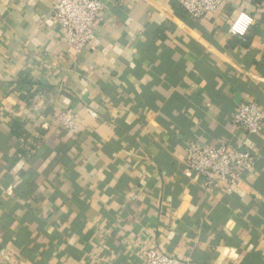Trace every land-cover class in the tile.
I'll use <instances>...</instances> for the list:
<instances>
[{
  "label": "crops",
  "instance_id": "crops-1",
  "mask_svg": "<svg viewBox=\"0 0 264 264\" xmlns=\"http://www.w3.org/2000/svg\"><path fill=\"white\" fill-rule=\"evenodd\" d=\"M99 1L103 22L76 51L55 0H0V264H141L148 251L264 264V129L232 120L243 102L264 107V0H225L201 21L180 0ZM241 12L247 42L229 33ZM190 142L253 143L256 172L208 190L185 169Z\"/></svg>",
  "mask_w": 264,
  "mask_h": 264
},
{
  "label": "built area",
  "instance_id": "built-area-1",
  "mask_svg": "<svg viewBox=\"0 0 264 264\" xmlns=\"http://www.w3.org/2000/svg\"><path fill=\"white\" fill-rule=\"evenodd\" d=\"M224 3L225 0H180L181 6L194 21L216 14ZM53 10L63 31L61 41L71 49L80 51L94 41L95 31L104 19L105 5L99 0H55ZM253 24V16L248 12H241L230 25L229 33L247 42V35ZM232 120L244 134L258 136L264 129V107L255 102H243ZM57 121L69 135L79 133L72 114L62 112ZM246 146L244 151H240L232 150L227 144L209 147L199 142H190L185 146V169L195 181H203L208 190H213L218 180L229 187H240L244 183V177L253 175L259 164L255 144ZM141 264L196 263L148 251L141 257Z\"/></svg>",
  "mask_w": 264,
  "mask_h": 264
}]
</instances>
